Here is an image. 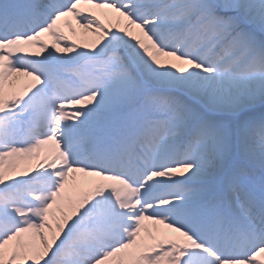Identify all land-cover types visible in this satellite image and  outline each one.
<instances>
[{"label":"snow or ice","instance_id":"snow-or-ice-1","mask_svg":"<svg viewBox=\"0 0 264 264\" xmlns=\"http://www.w3.org/2000/svg\"><path fill=\"white\" fill-rule=\"evenodd\" d=\"M0 264H264V0H0Z\"/></svg>","mask_w":264,"mask_h":264},{"label":"bare ground","instance_id":"bare-ground-1","mask_svg":"<svg viewBox=\"0 0 264 264\" xmlns=\"http://www.w3.org/2000/svg\"><path fill=\"white\" fill-rule=\"evenodd\" d=\"M66 32L68 31V30H65ZM70 34V33H69ZM77 39V42L78 43H80V42H82L79 38H76Z\"/></svg>","mask_w":264,"mask_h":264},{"label":"rangeland","instance_id":"rangeland-1","mask_svg":"<svg viewBox=\"0 0 264 264\" xmlns=\"http://www.w3.org/2000/svg\"><path fill=\"white\" fill-rule=\"evenodd\" d=\"M65 30H67V29H65Z\"/></svg>","mask_w":264,"mask_h":264}]
</instances>
